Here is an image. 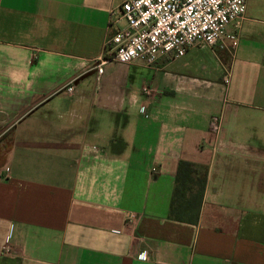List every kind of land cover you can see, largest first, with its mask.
I'll return each instance as SVG.
<instances>
[{"label": "crops", "instance_id": "obj_1", "mask_svg": "<svg viewBox=\"0 0 264 264\" xmlns=\"http://www.w3.org/2000/svg\"><path fill=\"white\" fill-rule=\"evenodd\" d=\"M120 3L0 0V264H264V0L151 66L111 59ZM179 161L207 169L195 224Z\"/></svg>", "mask_w": 264, "mask_h": 264}, {"label": "built area", "instance_id": "obj_2", "mask_svg": "<svg viewBox=\"0 0 264 264\" xmlns=\"http://www.w3.org/2000/svg\"><path fill=\"white\" fill-rule=\"evenodd\" d=\"M245 10L246 0H121L124 26L107 42V48L118 64L140 60L151 66L162 57L180 58L193 47L217 46L226 28L241 19ZM227 39L235 45L237 34L227 35ZM106 63L107 58L97 60L93 68L98 75ZM67 91L71 93L73 88ZM142 92L151 94L147 86ZM208 129L218 134V117L209 120ZM132 219L129 215L128 220Z\"/></svg>", "mask_w": 264, "mask_h": 264}, {"label": "trees", "instance_id": "obj_3", "mask_svg": "<svg viewBox=\"0 0 264 264\" xmlns=\"http://www.w3.org/2000/svg\"><path fill=\"white\" fill-rule=\"evenodd\" d=\"M207 169L179 161L174 175V187L169 205V218L195 224L199 217L205 189Z\"/></svg>", "mask_w": 264, "mask_h": 264}, {"label": "clouds", "instance_id": "obj_4", "mask_svg": "<svg viewBox=\"0 0 264 264\" xmlns=\"http://www.w3.org/2000/svg\"><path fill=\"white\" fill-rule=\"evenodd\" d=\"M142 258H146V254L144 256H142Z\"/></svg>", "mask_w": 264, "mask_h": 264}, {"label": "rangeland", "instance_id": "obj_5", "mask_svg": "<svg viewBox=\"0 0 264 264\" xmlns=\"http://www.w3.org/2000/svg\"><path fill=\"white\" fill-rule=\"evenodd\" d=\"M139 61H140V60H139ZM142 62H143V61H142ZM143 75H145V76H146V75H147V73H144Z\"/></svg>", "mask_w": 264, "mask_h": 264}]
</instances>
